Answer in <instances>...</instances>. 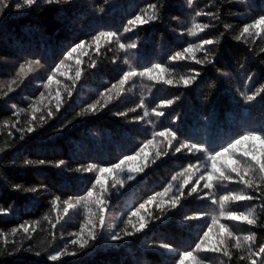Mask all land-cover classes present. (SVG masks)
<instances>
[{"label": "trees", "instance_id": "16d2710c", "mask_svg": "<svg viewBox=\"0 0 264 264\" xmlns=\"http://www.w3.org/2000/svg\"><path fill=\"white\" fill-rule=\"evenodd\" d=\"M149 3L161 5L160 18L125 33L124 26L135 14L141 10L151 14V10L147 9ZM110 5H105L104 0H69L68 3L62 0L54 5L39 0V5L30 11L10 9L0 16V92L6 91L13 79L23 81L8 97L0 99V125H3L0 128V147L4 149L0 152V208H11L8 214L0 213V233H8L12 228L28 222L26 226L34 227L35 231L27 234L30 238L24 240L25 247L32 245L36 251L47 248L51 252L68 244L69 252H76V255L62 257L58 264H178L180 257L176 252L192 250L203 231L207 230L202 219L184 221L183 217L204 213L210 224L211 217L219 213L218 204L213 205L207 199L182 198V203L161 222L154 219L160 213L154 201L140 214L149 220L148 227L141 232L113 242L110 234L102 230L94 245L78 250L71 246L73 237L70 234L79 231V225L85 219L83 207L78 205L65 214L62 208H53L52 201L57 196L60 197L58 204L69 198L74 200L91 188L95 175L80 173L75 169L89 164L109 168L119 163L125 155H133L144 141L153 138V132L159 133L167 127L173 131L179 128L182 138L204 141L211 146L234 139L237 134L242 135L245 129L264 127V94L246 103L237 92L239 88L247 95L264 86V52L260 51L264 47V40L260 37L248 38L245 43L243 39L238 41L234 38L243 24L250 22L244 17L253 8L256 11L264 8V0H193V6H189L187 0H110ZM101 7L105 8L103 13L99 11ZM201 10L216 12L219 19L197 16L196 12ZM203 24H211V27L207 30L196 27ZM225 24L232 25V29L226 31ZM101 30L115 31L123 37L122 43L135 41L138 47L125 54L113 40L103 47L101 55L97 57L94 45L90 48L88 42ZM189 31H196L197 35L189 36ZM215 37H219V47L210 50L215 51L216 62L197 66L202 75L190 87L165 85L136 76L125 84V91L120 97L102 111L95 115H77L96 101L106 87L116 83L128 70L129 64L139 72L144 67L160 63L168 68L172 76L178 77L186 74L194 61L173 62L169 57L187 47L189 42L198 43V38ZM80 41L86 42L84 49L65 60L67 51ZM101 43L104 45L103 41ZM196 55L200 58L203 53ZM77 59L81 60L82 73L69 97L66 87L72 86ZM61 60H65L61 72L67 74L57 73L51 86L44 88L48 76ZM91 60L98 61L96 68L88 67ZM21 64L25 65L26 74L19 72ZM169 73L164 75L167 77ZM250 74L252 79L249 81L247 78ZM57 91L61 94L62 107L55 116L43 126H37L23 141L19 140L18 133L15 137H9L5 121L10 117L15 120L10 110L11 104L23 110L17 126H26L32 118L31 105L39 99L40 93H45L43 103L51 100L50 106L54 108ZM177 95L181 99L173 105H161L163 99ZM142 98L145 107L139 108L137 105ZM153 108H163L164 115L157 118L152 113ZM145 111L150 115L142 121L133 120L136 115L144 116ZM117 112L128 115L117 116ZM68 121H72L71 124H67ZM65 124L67 127H62ZM13 141V146L8 147V143ZM250 143L255 144L257 150L261 147L258 140L244 141L238 151L247 150ZM146 151L149 157L154 153L151 147ZM222 159L231 161L228 154ZM40 160L51 163L42 166L37 163ZM60 160L65 161V165L55 167ZM25 161L32 163L26 164ZM189 163H197L191 154L170 150L167 156L155 164H148L143 172L137 173L134 180L118 191L112 189L105 210L109 224L118 226L117 231L123 228L121 221L127 220L130 212L150 196L162 192L172 177ZM141 165L142 160L137 157L128 161L125 169H137ZM17 184L22 186L21 189L13 187ZM105 184H111L110 177ZM30 188L37 191L23 190ZM240 188L235 182H226L218 184L214 192L218 198L227 191L239 192ZM164 203L167 209V197ZM237 203L238 207L230 206L229 210L243 212L252 207L248 202ZM58 212L63 217L59 223ZM147 212H151L153 218L150 219ZM224 222H228L231 230L238 235L246 234L250 227L244 221L230 222L222 218L221 223ZM52 223H56L55 229L51 228ZM256 231L258 240L264 242V230ZM23 236L21 231L9 239L20 241ZM163 243L171 244L176 251L152 247ZM0 247H3L2 242ZM239 254L238 250L233 249L231 262L221 254H210L201 259L205 260V264H236ZM188 261H191V257L186 258V264ZM0 264L56 262L48 259L47 252H41L37 257L34 252L21 251L15 256H0Z\"/></svg>", "mask_w": 264, "mask_h": 264}, {"label": "snow or ice", "instance_id": "6c2138e0", "mask_svg": "<svg viewBox=\"0 0 264 264\" xmlns=\"http://www.w3.org/2000/svg\"><path fill=\"white\" fill-rule=\"evenodd\" d=\"M62 0H45V3L49 5L60 4ZM64 3H68L69 0H63ZM105 5H110V0H104ZM189 6H193V0H187ZM39 5V0H0V16H3L8 10L13 11H30ZM161 5L158 3H149L147 9L151 10V14H146L145 10H141L135 14L131 19L127 21L123 31L125 33L132 31L139 25H145L156 21L160 18L159 9ZM100 12H104L105 8L101 7ZM197 16L205 15L210 20H218L219 16L216 12L197 11ZM244 19L250 22L244 23L243 27L239 29L238 34L235 35L236 40H244L248 42V38L260 37L264 40V8L256 11L255 8L244 17ZM70 27V24H66ZM197 28L201 30H207L211 27V24L197 25ZM225 30H231L232 25L225 24ZM183 35V33H180ZM189 36L195 37L196 31H189ZM224 35V33H220ZM123 37L115 31H99L90 42L88 47H93L94 51L99 57L109 42L115 40L119 44V48L124 50L125 54L129 50L137 49L138 44L135 41L130 43H122ZM198 43L189 42L187 47L181 48L179 51H175L173 55L169 57L170 61L182 62V61H194L189 65V69L186 74L178 77L172 76L169 73L168 68L160 63H155L151 67H144L142 71H137V68L129 64L128 70L124 71L122 76L116 83H113L111 87H106L103 92L99 94V98L87 107L83 108L78 116L86 114L95 115L98 111H102L110 102L120 97L121 93L125 91V84L131 81L134 77H146L150 81L163 82L165 85L184 86L190 87L198 78L202 75V72L197 66L213 65L216 62V53L210 49L219 47V37L204 39L198 38ZM104 42L102 45L101 42ZM85 41L76 43L73 47L67 51L65 60L70 59L74 53L82 51L85 47ZM261 52H264V47L260 48ZM202 52L203 56L198 58L197 53ZM65 60H61L56 68L48 76L47 82L43 85L44 88H49L56 77L57 73L66 75V72H61L64 68ZM39 63V61H36ZM115 63V60H113ZM98 64L97 60H91L88 67L96 68ZM81 60H76L75 76L72 77V86L66 87L67 95H72L73 87L76 81L81 77ZM243 67V65H242ZM19 72L25 73V65L21 64ZM164 73H169L166 77ZM227 76L228 73H223ZM249 81L252 79L250 74L247 78ZM22 80L18 78L13 79L10 84L7 85V90L0 92V99L8 97L10 92H14L16 87L22 83ZM150 90V89H149ZM237 92L244 97L246 103L253 102L257 96L264 94V86L253 91L251 94L245 95L237 88ZM49 96L52 94L49 92ZM45 93L41 92L39 99L34 101L31 105V119L27 121L26 126H17L19 123L20 113L23 110L17 109L16 104L10 105L12 110V117L5 121L8 126L9 137H15L19 134V140L23 141L29 134L35 131L37 126H43L49 119L56 115L62 107L61 94L59 91L55 93V105L51 107V100L49 103H43L45 101ZM181 96L177 95L171 99H163L161 101L162 106H171L174 102L179 101ZM5 105L7 101H4ZM39 105V107H38ZM139 108L145 107V100L142 98ZM41 109H44L42 111ZM135 112L136 109H130ZM40 113L37 116V113ZM152 113L159 118L164 115L163 108L157 110L152 109ZM117 116L127 117L128 113L117 112ZM148 111L144 112V116L136 115L133 117L134 121H142L145 116H149ZM178 119V117H177ZM72 121H68L67 124H71ZM67 124L62 127H67ZM3 125H0L2 128ZM14 130V131H13ZM153 138L144 141V143L134 152L133 155H125L119 163L112 164L109 168L101 167L95 164H89L86 167L81 166L75 171L80 173H93L95 175L94 183L91 188H88L85 195L77 196L64 200L62 204L57 202L60 197L57 196L52 201L53 208H62L63 213H68L69 209L75 208L78 205L82 206L85 211V219L82 224L79 225V231L71 233L73 237L70 240L71 246L78 250H83L87 247L94 245L98 236L102 230L110 234V240L113 242L122 241L128 237L141 232V230L148 227L149 220L140 215L142 210L146 209V206L152 204L154 201L157 203V207L160 210L159 215L154 219L163 222L171 214L173 209L177 208V205L182 203V198L194 197L198 199H207L211 201L213 205H219L218 215L211 217V223L208 224V217L204 213L193 214L192 216H184V221L203 220L207 228L203 231V234L199 237L195 247L190 251H183L182 253L176 252L179 255L178 264H186V258L191 257V261L188 264H205V260L201 257L207 258L210 254H221L226 257L229 262L232 261V250H238L240 253L236 258V264H264V242L258 240L256 229L264 230V127L245 129L243 134H237V137L225 141L218 146H211L204 141H197L192 139H185L179 134V128L173 131L172 128L167 127L163 131L156 133L153 132ZM260 142V149L257 150L256 145L249 144V148L242 152L238 151V148L244 141H256ZM14 141L8 143V147H12ZM154 149V153L149 157L146 151L149 148ZM175 153H181L182 151L191 154V156L197 161V163H189L188 166L182 171L178 172L172 177V181L163 189L162 192H157L150 196L144 203H141L135 211L130 212L127 216V220H122L124 227L119 231L116 230L118 226L109 224L108 218L105 214L107 207V199L111 198L112 189L122 188L127 182L135 179L137 173L144 171L148 164H155L157 160L165 157L169 154L170 150ZM219 149V150H217ZM4 149L0 147V152ZM225 154L231 158V161L223 160ZM140 157L142 165L137 169H125V165L130 160H135ZM203 158V159H202ZM26 164H31L32 161H25ZM39 165H45L51 162L40 160L37 162ZM65 165V161L60 160L56 162L55 167L60 168ZM71 171V169H69ZM114 173V175H112ZM110 177L111 184L106 185L105 180ZM193 177H196L193 180ZM201 181L203 184L201 185ZM226 182H235L240 185V191H227L225 195L216 197L214 188L218 184H225ZM119 186V187H118ZM188 186V187H186ZM16 189H21V185L17 184L13 186ZM24 191L36 192V188L23 189ZM167 197V209H165L164 198ZM237 202H248L252 204L247 211L237 212L229 210L230 206H239ZM257 202V203H253ZM258 209V211H257ZM11 208H0V213L8 214ZM147 216L153 218L151 212H147ZM62 215L58 212V219H62ZM222 218H227V221L236 222L244 221L250 226L246 234H236L229 227L228 222L221 223ZM28 222L22 223L18 228H12L8 233H0V242L3 247H0V256H15L21 251L34 252L35 256L39 257L41 252L48 253V259L56 262H61V258L68 255H76V252H69V245L65 244L61 249H54L51 252L47 248H41L36 251L32 245L28 247L24 246V240L29 239L27 235L29 232L35 231V228L26 226ZM51 228H56V223L51 224ZM23 232L24 236L20 241L16 239H9V237H15ZM52 239H55L54 232L52 233ZM152 247H161L169 252L176 251L173 246L168 243L160 245H153ZM10 248V250H9ZM223 264V262H222Z\"/></svg>", "mask_w": 264, "mask_h": 264}]
</instances>
